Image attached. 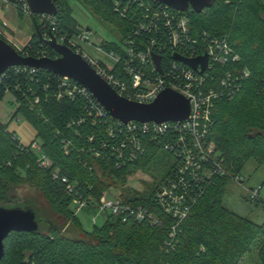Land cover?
I'll return each instance as SVG.
<instances>
[{"label":"trees","instance_id":"obj_1","mask_svg":"<svg viewBox=\"0 0 264 264\" xmlns=\"http://www.w3.org/2000/svg\"><path fill=\"white\" fill-rule=\"evenodd\" d=\"M54 2L59 12L51 21L41 22L40 15H31L34 33L22 54L52 59L59 56L40 42L36 27L42 38L56 34L60 40L62 36L80 34L67 0ZM82 2L113 24L121 42L130 40L137 51L145 50L152 41L156 47L168 46L169 34L163 26L134 32L136 21L143 17L142 9L134 1ZM115 3L127 6L124 17L115 11ZM189 17L197 40H201L203 32L217 37L229 35L230 45L240 57L236 63L217 67L218 80L229 71L239 78V88L232 98L223 95L215 101L213 126L206 138L223 159L222 166L228 174L203 179L200 186L194 187V202L186 201L191 207L189 212L184 217L175 216L165 209L170 200L161 204L157 197L176 163L174 152L164 148L167 135L157 139L143 135L144 153L134 161L119 159L112 147L124 138V133L116 128L114 135L109 134L107 118L95 122L86 98L57 101L52 96L57 77L45 70L39 69L37 75L30 71L19 77L12 75L6 85L21 104L18 110L35 126L42 152L52 166L41 167L32 145L24 147L15 132L0 123V206L32 209L39 220L36 232H12L7 237L0 264H242L260 237L257 264H264V224L230 210L223 203L229 175L241 174L250 160L264 167V0H216L201 14L193 11ZM53 27L56 31L50 33ZM106 45L104 48L112 51ZM196 49L198 54L203 53L199 44ZM162 54L168 59L167 49ZM120 68L117 65L114 71ZM244 71L248 77L243 75ZM17 81L25 90L31 87L39 92L38 105L31 108L28 100L32 97H20L14 89ZM47 85L50 88L44 92ZM3 98L4 87H0V103ZM168 136L175 139L177 132ZM137 170L152 179L145 183L143 192L126 187L128 178ZM71 184L76 195L92 197L91 205H97L105 191L120 188L122 202L132 207L134 214L138 207L145 209L146 216L136 220L133 213L105 212L103 224L98 226L95 222L93 229L86 231L74 211V195L67 191ZM260 186L263 188L264 184ZM24 191L29 193L21 195ZM245 197L250 203L264 202L250 199L247 194ZM92 209L85 210L93 213Z\"/></svg>","mask_w":264,"mask_h":264},{"label":"built area","instance_id":"obj_2","mask_svg":"<svg viewBox=\"0 0 264 264\" xmlns=\"http://www.w3.org/2000/svg\"><path fill=\"white\" fill-rule=\"evenodd\" d=\"M131 1L137 3L143 12L142 21H136L134 32L136 34L141 31L148 32L163 26L169 34L167 47H156L155 41H152L151 45L147 46L145 50L137 51L131 45L130 40L127 39L122 42L121 53L115 54L113 51L108 52L103 47L96 46L98 52L103 53L111 60L112 65L108 66L83 52L79 43L89 41L88 33L84 32L69 38L62 36L60 40L57 39L56 34L52 36H55L59 43L67 45L75 53L81 55L120 96L128 100L144 104L151 103L167 88L180 93L190 101V114L187 120L183 122L171 121L163 124L135 121L123 123L110 117L103 106L85 87L72 79L55 74L57 82L52 96L57 101H62L64 98L74 100L77 96L86 98L88 101L87 107L95 115L93 118L95 122L97 120L101 121L102 118H107L106 123H109V134L114 135V129L116 128L120 133L123 132L124 138L112 147V150L119 159L137 160L139 155L145 151L141 140L143 135H148L151 139L167 135L164 148L174 152L176 163L173 174L168 179L167 184L160 189L157 197L161 204L166 199L170 200L171 203L165 206L167 212H171L175 216L184 217L191 208L190 204L186 202L187 199L191 203L194 202L192 193H194L196 185L200 186L205 178L210 179L217 174H228L222 166L223 159H220L215 149L207 144L206 138L210 128L213 126L212 111L215 101L223 95L232 98L239 88V78L229 71L223 73L220 80H218L219 71L217 67H225L230 63H236L240 60V57L231 47L229 35L217 37L203 32L201 40H197L189 17L193 12L192 9L187 12H180L155 2H153V5L146 0ZM4 4L7 5L6 9L11 8L12 5L21 12L32 15L27 0H4ZM126 4L129 3L127 2ZM122 7L120 3H115V11L124 17L127 6ZM52 19L47 15H40L41 22L51 21ZM55 31L56 28L53 27L49 32ZM7 32L8 30L4 24L0 22V38L11 44L22 54L26 44L20 46L14 39H8L6 36ZM52 36H46L45 39L50 40ZM196 44H199L203 48V53H197ZM166 49L169 57L165 60L162 53ZM22 55L27 56L26 54ZM175 55L186 59H194L207 55V69L201 74L199 72L201 68L198 71L194 70L187 64L174 59ZM155 56L161 58V72L154 62ZM41 57L46 56L42 55ZM117 65H121V68L116 70L118 75L114 71ZM216 70L218 72H215ZM27 71H30L33 75H37L39 69L13 66L0 76V87H4V97L7 93H12L10 87L6 85L9 77L12 75L19 77ZM243 75L249 76L247 71H244ZM49 88V85L45 86L44 92H47L46 90ZM14 89L20 94L22 99H27L28 96L32 97V100H28L31 108L40 103L39 92L31 87H27L25 90L23 84L17 81ZM45 98L47 100L48 95ZM173 131L177 132V136L175 139H170L168 135ZM68 147L69 145L66 143L65 150ZM31 149L38 154L37 163L41 167L48 168L52 166L50 158L42 152L41 141L33 143ZM55 178H57V175H55ZM62 181L67 183L66 178H63ZM67 191L69 194L74 195L72 204L76 214L80 213L81 210L89 208H96L95 210L98 212H110L114 215L126 212L134 214L133 208L124 204L119 196L111 197L103 193L97 205H91L92 197L83 198L76 195L74 184L68 185ZM261 191V186L247 189V195L253 200H264V195H262ZM134 216L136 220H142L146 216V210L138 207Z\"/></svg>","mask_w":264,"mask_h":264},{"label":"water","instance_id":"obj_3","mask_svg":"<svg viewBox=\"0 0 264 264\" xmlns=\"http://www.w3.org/2000/svg\"><path fill=\"white\" fill-rule=\"evenodd\" d=\"M166 5L176 11H192L201 14L212 7L216 0H148ZM32 15L56 17L59 12L54 0H27ZM40 42L50 46L59 56L55 59L20 54L11 44L0 38V76L10 67L25 66L48 71L60 77H67L85 87L103 106L108 115L123 123L131 121L140 123L163 124L166 122H183L190 114V101L180 93L167 88L151 103H138L120 96L100 76L95 69L79 54L67 45L57 41L55 36L50 40L42 38L38 28ZM181 61L203 74L208 65L207 55L186 59L175 55ZM161 58L154 57V62L161 72ZM39 220L32 209L6 208L0 206V262L5 255V240L12 232H36Z\"/></svg>","mask_w":264,"mask_h":264},{"label":"rangeland","instance_id":"obj_4","mask_svg":"<svg viewBox=\"0 0 264 264\" xmlns=\"http://www.w3.org/2000/svg\"><path fill=\"white\" fill-rule=\"evenodd\" d=\"M66 4L71 15L80 26V34L84 32L89 34V41L79 43L83 52L111 66V60L103 53L98 52L96 46L103 47L104 50L111 52L108 48H104V45H110L111 50L117 54L118 49L123 47L118 30L109 21L94 14L82 0H67ZM6 6L4 0H0V22L4 24L9 32L13 33L11 35L7 32L6 36L8 39H14L20 46H23L34 33L32 17L27 13H21L20 10L12 5L9 9H6ZM19 106L21 104H19L16 97L12 93H7L0 103V123L5 125L10 131L15 132L24 147H29L32 143L40 142V138L37 137L35 126L22 111L18 110ZM165 163L169 165L171 159H169V163L167 161ZM229 179L230 182L225 188L223 198L224 205L242 216L248 217L259 224H264V209L262 207L264 202L260 200L252 203L245 201L247 189L256 188L264 184V167L250 160L245 164L241 174L229 175ZM151 181L152 179L147 173L137 170L135 174L128 178L126 187L143 192L145 183H150ZM261 192L264 194V186ZM28 193V191H24L21 195H27ZM104 194L118 197L121 194V189L112 188L105 191ZM88 210H81L77 215L83 229L91 231L94 227V221L98 226L103 224L104 213L95 211L94 208L92 209L93 213ZM261 241L262 238L260 237L252 252L243 258L242 264H257V253Z\"/></svg>","mask_w":264,"mask_h":264}]
</instances>
